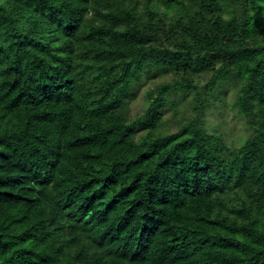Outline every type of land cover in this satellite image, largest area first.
Returning a JSON list of instances; mask_svg holds the SVG:
<instances>
[{"label":"trees","instance_id":"16d2710c","mask_svg":"<svg viewBox=\"0 0 264 264\" xmlns=\"http://www.w3.org/2000/svg\"><path fill=\"white\" fill-rule=\"evenodd\" d=\"M155 69L182 80L127 120ZM232 75L237 147L203 123ZM0 264H264V0H0Z\"/></svg>","mask_w":264,"mask_h":264},{"label":"rangeland","instance_id":"374dc122","mask_svg":"<svg viewBox=\"0 0 264 264\" xmlns=\"http://www.w3.org/2000/svg\"><path fill=\"white\" fill-rule=\"evenodd\" d=\"M158 10L157 15L161 16L166 26L172 22L175 17L174 11L170 10L167 14H163L164 6H160ZM209 76L210 74L204 71L194 72L192 74L194 85L202 86L207 82ZM175 80H182V77L171 69L141 72L123 98V116L129 120L142 114L146 106V92L152 91L161 83L174 82ZM240 82L239 77L232 75L227 83L222 84L221 90L217 85V88L210 92L209 102L205 104L203 113L204 125L209 131L220 134L224 143L230 147L239 146L250 133L244 118L239 114L235 105ZM193 93L176 90L167 94L166 104L162 108L164 123L158 129L160 133L173 131L181 118L189 115L194 99ZM201 93L203 94L202 91ZM142 133L140 130H135L134 136L139 137Z\"/></svg>","mask_w":264,"mask_h":264}]
</instances>
